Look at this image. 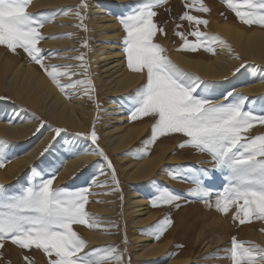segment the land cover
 <instances>
[{"label":"rangeland","instance_id":"1","mask_svg":"<svg viewBox=\"0 0 264 264\" xmlns=\"http://www.w3.org/2000/svg\"><path fill=\"white\" fill-rule=\"evenodd\" d=\"M33 1L31 0L27 8L28 12L50 17L54 16L51 22L44 23L43 27L39 29V32L43 36L55 37L52 39L68 38L71 35L65 34L73 33L81 36L79 41L81 44L77 42L67 46L49 45L48 41L52 39L39 41L37 47L43 50V63L47 65H79L81 61L67 59L66 57H76L83 54L85 67L89 73L88 78L92 80V85L95 83L94 78L99 72L94 68L96 64H92L91 57L89 56H92V53L96 52L98 43L105 45L111 41L109 38H103L98 35L96 31L91 29L94 11L92 8L96 5L108 17L115 20L114 31L116 33L114 35L115 41L113 42L119 45V50L126 62V56L122 48V38L125 36V33L122 30L118 17L126 13L137 0H86L89 7L81 12L85 17L83 21L74 14L76 10L75 6L79 5L81 0L71 2L72 5L70 3L62 5L54 12L51 7L32 8ZM202 2L210 9L208 13L196 11L195 9L199 7L198 4H193L190 11L191 15L208 21L206 26H199V31L219 37L220 40L228 44L235 52L237 50L234 44L217 30L218 23L226 21L231 25H237L245 31L253 28L264 30V27L258 25L249 26L240 22L234 12L224 3V0H202ZM185 4L186 0H167L165 4L157 9L158 15L154 17V21L164 28L166 35H161L158 32L154 41L163 45L166 49L165 54L185 73L206 82L197 90L198 95L206 96L213 103L226 104L235 102L238 97L234 95L226 100L223 95L224 93L231 91L236 94H243L249 98L244 104V110L251 111L257 117L264 116V86L253 92L245 89V87H248L252 83L264 82V62L238 54L236 65L233 66V69L229 73L221 77H205L199 72L186 68L177 62L175 58L177 52L194 58H213L217 47L223 44L219 41L211 42L210 46L213 52L206 51L204 48H200L197 51L181 50L184 41L174 34L177 31V25H181L179 31L185 33L188 41L195 39L193 36L188 35V33L194 30L193 25L186 19L182 20L180 18L188 10ZM69 7L73 11L67 14L71 16L65 23L68 28L58 32L57 30L46 31L47 25L53 23L60 16L59 10ZM53 13H56V15ZM81 23L88 29L87 31L83 27L76 26ZM85 41L87 42V47L84 46ZM50 50L58 51L49 54ZM0 53H5L13 59L32 63L39 71L44 74L46 73L38 64L31 61L22 49L12 52L6 46L0 45ZM242 65L244 67H241ZM74 71L78 75L72 77V79L86 78L80 75L84 71V68H75ZM141 76L144 78L145 74L141 73ZM60 82L65 83L66 79L62 78ZM96 85H93V90L91 91L96 97L95 110H99V113L95 112V114L98 113L95 116L98 117V120L108 115L103 110L101 112L99 108L109 98L118 107L127 111L131 117L135 111V108L133 109L135 104L133 98L131 99L132 102L130 101V103L125 105L121 102L122 98L115 97L113 99V97H108L102 92L99 93L97 90L98 85ZM81 91L82 89L79 92ZM91 91L87 92L88 95H90ZM79 92L72 95H78ZM61 93L67 99L72 97L66 96L63 92ZM84 93L86 94V92ZM22 104L10 97L7 91L0 90V121L15 124L29 122L31 121L30 119H33L37 122L34 133L24 140L7 137L0 132V139L9 142L8 146L4 149L5 162L0 167V173H3V175H0V185H3L9 194H20L29 185V181L38 184L40 180H46L54 176L53 188H64L69 191L87 189L90 191L92 195L88 196L89 203L86 204L85 210L99 221V226L89 228L84 225H73L74 230L88 242L86 251L106 246H115L116 252L121 254L122 260L117 262L113 259L110 261V264H164L169 260H173L175 264H232L229 253L232 237H236L239 241L253 242L264 247V231H261V229H264V220L253 217L251 222L241 224L238 219H233L234 215L237 214L236 204L229 205L227 214H223L217 210V197L224 193V188L228 185L229 181V174L226 170H215L204 173L206 178L203 182L209 190L208 193L206 195L190 194V190L195 187L193 180L200 175V170H212L214 162L212 156L207 152L199 151L191 146L180 147L186 139L182 134L170 133L158 136L155 142L158 144L167 140V145L170 148L165 154V159L145 179L132 182L126 180L120 173L119 165L121 162L111 153H108L107 156L112 162L119 184L113 182L111 170L105 168L104 173L99 174L97 165L101 164V158L96 155L92 156L91 159L85 162L73 174L60 178L62 167L67 162V159L81 153L88 154L93 150L94 146H92L90 139L84 138L89 135L86 132H78L80 135H76V132L61 128L50 121L44 114L42 115ZM138 118L141 117L137 116L134 120L136 121ZM98 120L96 118V121ZM145 122L152 125L155 123V118L148 116ZM42 123L44 126L40 127ZM96 125L94 128L100 139L98 129L104 126L102 124ZM56 128L63 130L59 136L55 134L54 129ZM46 134L48 138L44 140L45 142L41 143L40 149L36 150L34 158L28 161V163L16 164L21 157L25 156L39 144ZM259 135H264V124L255 122L250 129L241 132L242 142H247L249 139ZM144 147L142 150L147 154L146 156H149L153 144H147L146 148ZM45 149H48V151H45ZM13 162L16 167L18 166V169H9ZM94 180H99L101 186H96ZM164 189L179 194L180 199L169 204L160 203L159 195ZM129 190H133L136 194L147 198L146 206L152 216L140 226H135L131 223L133 214L129 209ZM97 193L100 194L97 195ZM103 199L111 203L112 206H109L106 210H101ZM154 202L156 206H153ZM238 203L242 204L243 201H239ZM91 229H96L105 239L92 240L89 238L87 233ZM134 231L140 235L153 237L156 242L162 244L165 248L153 257H134L136 240L131 237ZM25 256H28L32 260V264H47L46 257L42 251L35 249L31 251L23 250L13 245L10 241H6L3 249H0V264H25V260L23 259Z\"/></svg>","mask_w":264,"mask_h":264},{"label":"snow or ice","instance_id":"2","mask_svg":"<svg viewBox=\"0 0 264 264\" xmlns=\"http://www.w3.org/2000/svg\"><path fill=\"white\" fill-rule=\"evenodd\" d=\"M30 2L0 0V45L12 52L22 49L66 96L70 97L82 88L86 93L93 90L83 54L66 57L81 61L79 65L43 63V50L37 44L41 40L55 37H45L39 29L44 23L51 22L54 16L28 12ZM166 2L137 0L126 13L118 17L125 33L122 48L127 67L134 73L146 76L145 84L136 89L133 96L135 111L131 119L137 116L155 118L150 142L158 136L178 133L186 138L180 147L191 146L212 156L214 168L200 170V175L193 180L195 187L190 190V194L206 195L209 190L203 182L206 178L204 173L226 170L229 181L224 193L217 197V210L227 214L229 205L236 204L234 220L238 219L241 224L251 222L253 217L264 220V135L253 137L247 142H242L241 138V132L250 129L255 122L264 124V116L257 117L251 111L244 110V104L249 98L243 94L231 91L224 93L226 100L234 95L238 97L235 102L226 104L213 103L206 96L197 94V90L206 82L185 73L165 54L163 45L154 41L158 32L166 35L164 28L154 21L158 15L157 9ZM224 3L243 24L264 27V0H224ZM193 4L199 5L196 11L208 13L210 9L202 0H186L185 7L188 10L180 18L193 25L194 30L188 35L195 39L188 41L185 33L179 31L181 25H177L174 34L184 41L181 50L197 51L204 48L213 52L211 42L224 41L199 31V26H206L208 21L190 14ZM88 7L86 0H81L75 6V16L83 21L85 17L81 12ZM72 11L71 7L64 8L59 10V14L66 15ZM76 26L88 30L83 23ZM84 46L87 47L86 41ZM56 51L50 50L49 54ZM75 68H84L80 75L86 78L72 79L78 75ZM62 78L66 79L65 83L60 82ZM43 126L42 123L40 127ZM54 131L59 136L63 130L56 128ZM84 138L90 139L94 146L88 154L101 158V164L97 165L99 174H103L105 168L109 169L113 182L119 184L112 162L99 147L96 130L93 128L90 136ZM8 144V141L0 139V167L5 162L4 149ZM54 178L42 179L38 184L29 181V185L20 194H9L0 185V249H3L6 241H10L23 250H39L44 253L47 264H110L113 259L121 261L122 256L116 252L115 246L85 250L88 242L74 230L73 225L89 228L99 226V221L85 210L89 203L88 196L92 193L87 189L69 191L53 188ZM94 183L101 186L99 180H94ZM179 199V194L167 189L159 195L162 204ZM153 206H156L155 202ZM229 253L232 264H264V247L253 242L239 241L232 237ZM23 259L25 264H32L28 256Z\"/></svg>","mask_w":264,"mask_h":264},{"label":"bare ground","instance_id":"3","mask_svg":"<svg viewBox=\"0 0 264 264\" xmlns=\"http://www.w3.org/2000/svg\"><path fill=\"white\" fill-rule=\"evenodd\" d=\"M74 1L75 0H34L33 7H31H51L54 12L57 11L60 6H64L67 3L71 4V2ZM92 9L94 11L91 29L96 31L98 35L103 38L106 37L111 40L109 43H104L105 45L98 43L96 52L92 53V56H89L91 57L92 64H96L94 68L99 72L94 78L95 80L93 79L95 81L94 84L98 85L97 90L99 93L102 92L108 97H113V99L115 97L122 98L121 102L127 105L130 101L132 102L131 99L136 89L145 84L146 76L142 78L141 73H134L128 69L127 63L124 61L122 53L119 50V45L113 42L115 41L114 35L116 33V31H114L115 20L108 17L97 5ZM53 14L56 15V13ZM70 17L71 16L67 14H60L53 23L47 25L45 30H57L58 32L68 28L65 23ZM217 30L234 44L237 52L233 51L228 44L223 43L217 47V51L213 58H194L177 52L175 54L177 62L186 68L199 72L205 77H221L229 73L238 61V54L264 62L263 29L253 28L245 31L237 25H231L229 22L222 21L218 23ZM80 38L81 36L73 33L68 38L49 40L48 44L54 46H67L79 42ZM263 86L264 82H256L245 87V89L253 92ZM0 90L7 91L9 96L14 100L19 101L21 104L23 103L42 115L44 114L50 121L61 128H66L73 132H86L90 136L94 126L96 124H102L104 127L98 129L101 137L99 139V147L102 148L107 155L111 153L118 158L121 162L119 165L120 173L126 180L131 182L145 179L151 175L159 163L165 159V154L170 148V146L167 145V140L158 144L155 142L156 140L150 142L153 124L149 125L147 124L148 122H145L148 116L138 118V120L135 121L131 119L127 111L118 107L109 98L110 100L107 99L108 101L104 103V107L101 106V108H103H99L101 112L103 110L109 116L107 115L98 120V117L95 115L99 113V110H95L96 97L92 91L89 93L90 95H88V93H84L85 91H83L82 88V91L79 92L78 95H71L72 97L70 96L71 98L67 99L52 82L51 78L46 73L44 74L39 71L34 64L13 59L5 53H0ZM97 106L99 105L97 104ZM95 112L98 113L95 114ZM96 118L98 121H96ZM30 120L29 122L15 124L0 121V132L7 137L24 140L34 133V129L36 130V120ZM47 136L46 134L43 140H41V142L29 153L21 157L18 161L16 160V164L28 163V161H31L41 143L48 138ZM147 144H153L149 156H146L147 154L142 150L144 146V148H146ZM92 156L95 155L81 153L67 159V162L62 167L60 178L76 172V170L91 159ZM17 167L13 162L9 169H18ZM0 175H3V173H0ZM128 195L129 209L133 214L131 223L135 226H140L152 216L146 206L147 198L136 194L133 190H129ZM102 202L101 210H106L109 206H112L107 200L103 199ZM87 235L92 240L105 239L96 229H91ZM131 237L136 240V250L133 255L136 258L153 257L165 248V246L163 247L162 244L156 242L153 237L140 235L136 231L132 232ZM164 264H175V262L169 260Z\"/></svg>","mask_w":264,"mask_h":264}]
</instances>
